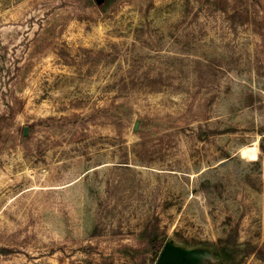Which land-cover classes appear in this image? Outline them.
Returning <instances> with one entry per match:
<instances>
[{
    "label": "rangeland",
    "instance_id": "1",
    "mask_svg": "<svg viewBox=\"0 0 264 264\" xmlns=\"http://www.w3.org/2000/svg\"><path fill=\"white\" fill-rule=\"evenodd\" d=\"M153 240L264 264V0H0V264Z\"/></svg>",
    "mask_w": 264,
    "mask_h": 264
},
{
    "label": "water",
    "instance_id": "2",
    "mask_svg": "<svg viewBox=\"0 0 264 264\" xmlns=\"http://www.w3.org/2000/svg\"><path fill=\"white\" fill-rule=\"evenodd\" d=\"M100 2V0H97ZM156 264H181L180 249L176 246H164L159 253Z\"/></svg>",
    "mask_w": 264,
    "mask_h": 264
},
{
    "label": "trees",
    "instance_id": "3",
    "mask_svg": "<svg viewBox=\"0 0 264 264\" xmlns=\"http://www.w3.org/2000/svg\"><path fill=\"white\" fill-rule=\"evenodd\" d=\"M23 135L26 136V132H23ZM150 248H151V255H156L157 253L160 252L161 245L157 241L153 240L151 242ZM259 250H260V248L255 252V255L258 254ZM140 264H146V258L145 257L141 260Z\"/></svg>",
    "mask_w": 264,
    "mask_h": 264
}]
</instances>
